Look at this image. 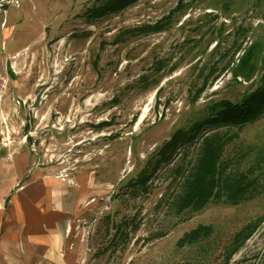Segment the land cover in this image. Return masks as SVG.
Returning a JSON list of instances; mask_svg holds the SVG:
<instances>
[{
    "label": "rangeland",
    "instance_id": "rangeland-1",
    "mask_svg": "<svg viewBox=\"0 0 264 264\" xmlns=\"http://www.w3.org/2000/svg\"><path fill=\"white\" fill-rule=\"evenodd\" d=\"M99 2L20 0L7 8L0 144L29 147L35 165L58 177L88 176V211L70 237L78 264H264V113L229 130L234 139L221 160L234 178L253 169L262 190L255 199L182 210L199 144L162 166L148 191L127 186L177 129L260 86L264 0H140L88 17ZM247 225L252 235L234 253ZM201 227L207 235L182 243Z\"/></svg>",
    "mask_w": 264,
    "mask_h": 264
},
{
    "label": "crops",
    "instance_id": "crops-1",
    "mask_svg": "<svg viewBox=\"0 0 264 264\" xmlns=\"http://www.w3.org/2000/svg\"><path fill=\"white\" fill-rule=\"evenodd\" d=\"M0 144V264H78L70 228L88 211L89 179L39 168L29 147Z\"/></svg>",
    "mask_w": 264,
    "mask_h": 264
},
{
    "label": "trees",
    "instance_id": "trees-1",
    "mask_svg": "<svg viewBox=\"0 0 264 264\" xmlns=\"http://www.w3.org/2000/svg\"><path fill=\"white\" fill-rule=\"evenodd\" d=\"M99 5L92 7L88 17L99 18L111 13H119L140 0H99ZM188 128H179L171 138L153 154L137 178L127 186L148 191L149 183L162 166L175 161L181 150L187 146L199 144V166L191 172L185 183V192L179 200L182 210L191 208L194 212L202 210L210 200H225L238 205L255 199L262 190L258 189L257 179L250 177L251 171L237 177L227 176L223 167L224 151L233 141L229 134L232 127H241L258 119L264 113V75L260 86L241 101L233 103L223 100L204 109ZM221 129H227L221 133ZM210 133V134H209ZM209 228H198L187 234L182 243H192L207 235ZM253 230L246 226L234 240V253L238 252L252 235ZM243 241L240 243L239 239Z\"/></svg>",
    "mask_w": 264,
    "mask_h": 264
},
{
    "label": "built area",
    "instance_id": "built-area-1",
    "mask_svg": "<svg viewBox=\"0 0 264 264\" xmlns=\"http://www.w3.org/2000/svg\"><path fill=\"white\" fill-rule=\"evenodd\" d=\"M8 7H16V8L20 7V0H0V16L4 17L3 21L0 23L1 29L6 28V24H7L6 15H7ZM3 87L7 89L8 85L4 84ZM69 232L71 233V228Z\"/></svg>",
    "mask_w": 264,
    "mask_h": 264
}]
</instances>
